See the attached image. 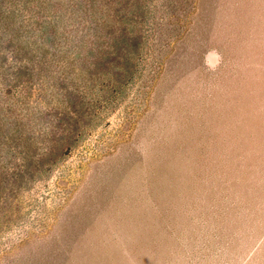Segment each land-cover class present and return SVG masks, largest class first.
Here are the masks:
<instances>
[{
  "label": "rangeland",
  "instance_id": "obj_1",
  "mask_svg": "<svg viewBox=\"0 0 264 264\" xmlns=\"http://www.w3.org/2000/svg\"><path fill=\"white\" fill-rule=\"evenodd\" d=\"M103 1L74 70L0 69L39 132L21 188L0 150V264H264V0Z\"/></svg>",
  "mask_w": 264,
  "mask_h": 264
},
{
  "label": "trees",
  "instance_id": "obj_2",
  "mask_svg": "<svg viewBox=\"0 0 264 264\" xmlns=\"http://www.w3.org/2000/svg\"><path fill=\"white\" fill-rule=\"evenodd\" d=\"M105 6L107 9L110 8L108 1L103 0H0V45H6L3 46L4 49L6 48L5 51H0L2 52L0 69L4 75H13V79L19 81L14 86L16 90H19V93H24H18V99L27 98L28 95L21 88H26L28 84L33 86V75L51 76L54 72L53 65H60L58 63L60 60L61 62L66 60L68 67L73 70L77 67L80 54L92 50L93 37L99 34V38H94V41L102 39L101 34L104 28L113 26V19L108 20L109 15L101 17L104 16L101 11ZM79 26H84L86 30L81 33V37L78 36ZM39 30L45 38L37 35ZM122 43H115L114 47L124 49ZM109 47H113V43ZM107 51L106 53H108ZM125 51L124 57L128 59L129 51ZM95 66V62L88 56L82 64V68L87 69ZM59 69L63 72L64 66ZM12 82L14 84L15 81L12 80ZM72 92H69V95ZM66 95L68 96V94ZM14 97L8 96L4 99L3 92L0 90V101H4L3 104L6 103L8 106L5 110L0 108V150L4 146L10 147L12 144H14L15 150H18L20 164L8 179L12 181L11 183L17 181V186L21 188V183L26 178L31 180L35 174L30 168L35 166L33 164L34 154H29L28 151L34 144L32 135L34 132H39L32 126L27 129L28 122L23 121H28L30 117L23 112L25 109L20 108V111L16 113L15 102H8ZM27 103L28 101L25 102V104ZM70 104L75 105V101ZM38 113L41 114V111ZM71 114H75V117L79 116L73 107L71 110H67L65 116L69 115V119H74L75 117H72ZM57 115L63 114L58 112ZM36 116L37 114L34 117ZM10 118L11 120H9ZM73 121L76 124L78 120L76 118ZM61 131L69 132L71 129L68 126L63 127ZM24 132L29 134L26 136ZM55 146L60 147L56 143ZM44 148H47V145ZM55 150L56 148L51 145L50 152L46 155L51 157L58 155L59 152H55ZM41 163L46 164L44 161ZM37 167L38 165H36V171H38ZM3 175L6 173H0V186L7 181ZM3 188L4 186L0 188V199L6 200L9 195L2 192Z\"/></svg>",
  "mask_w": 264,
  "mask_h": 264
}]
</instances>
